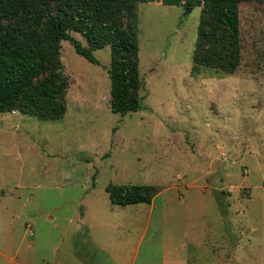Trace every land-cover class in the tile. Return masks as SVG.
<instances>
[{"label":"rangeland","instance_id":"rangeland-1","mask_svg":"<svg viewBox=\"0 0 264 264\" xmlns=\"http://www.w3.org/2000/svg\"><path fill=\"white\" fill-rule=\"evenodd\" d=\"M238 5L237 70L194 76L206 3H140L126 115L110 108V47L93 63L62 42L65 117L0 113V264H264V2ZM110 184L162 190L118 205Z\"/></svg>","mask_w":264,"mask_h":264},{"label":"trees","instance_id":"trees-1","mask_svg":"<svg viewBox=\"0 0 264 264\" xmlns=\"http://www.w3.org/2000/svg\"><path fill=\"white\" fill-rule=\"evenodd\" d=\"M203 1L192 75L204 68L234 74L241 60L238 3L246 0ZM148 2L183 5L188 15L195 0H0V113L18 111L44 121L65 117L69 88L61 59L65 40L93 63H99L94 52L109 46L110 108L121 115L138 111L142 86L138 6ZM106 190L112 203L128 205L151 203L162 187L110 184Z\"/></svg>","mask_w":264,"mask_h":264}]
</instances>
